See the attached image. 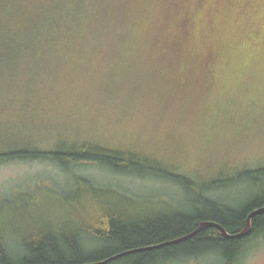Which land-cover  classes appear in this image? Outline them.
Returning a JSON list of instances; mask_svg holds the SVG:
<instances>
[{"label":"rangeland","instance_id":"rangeland-1","mask_svg":"<svg viewBox=\"0 0 264 264\" xmlns=\"http://www.w3.org/2000/svg\"><path fill=\"white\" fill-rule=\"evenodd\" d=\"M24 2L13 0L18 16ZM202 7L187 43L200 57L210 47L216 53L211 70L193 75L204 81L194 91L197 100L185 108L186 113L176 106L164 108V102L156 108L163 93L151 86L152 81L149 84L147 74L131 79L117 70V91L95 101L92 78L87 85L75 73L61 77L55 73L52 76L59 77L53 88L59 87V104L55 99L0 108V127L9 128V132L0 128V151L27 138L45 149L57 139H88L112 149L140 148L195 180L205 172L218 177L222 168L232 175L264 166V0H206ZM3 12L0 19H9L10 7ZM131 45L125 44L120 70L130 60L126 47ZM167 77L174 79L168 73ZM171 115L177 117L172 120ZM60 130L61 136L56 134ZM80 178L103 192L86 191L78 185ZM253 188L247 182L237 183L213 188L208 194L241 205L255 195H250ZM187 208L184 189L157 177L116 174L91 162L68 169L49 160L0 162V247L14 262L28 256L27 244L36 234L45 235L50 221L51 233L62 240L76 230L94 228L104 210L121 212L120 219L135 224L157 213ZM80 241L89 251L118 248L91 233L82 234ZM165 264L223 262L216 255H204ZM234 264H264V233L245 242Z\"/></svg>","mask_w":264,"mask_h":264},{"label":"trees","instance_id":"trees-1","mask_svg":"<svg viewBox=\"0 0 264 264\" xmlns=\"http://www.w3.org/2000/svg\"><path fill=\"white\" fill-rule=\"evenodd\" d=\"M205 1L25 0L18 16L13 0H0L1 16L6 13L4 9L10 7L9 19H0V108L54 102L55 99L59 104L56 95L59 87L53 88V81L59 77L52 76L55 73H60V77L75 73L80 82L83 79L87 85L92 78L90 90L95 92V96L91 95L95 101L101 95L112 97L117 91L115 72L119 70L124 78L149 76V84L152 81L151 86L163 93L156 108L159 104L161 108L164 102V108L176 106L185 112V108L197 100L194 91L204 81L193 75L211 70L212 57L216 53L210 47L206 55L200 57L187 43L192 39L189 33ZM205 23L207 21L202 20V24ZM2 33L7 36L3 38ZM129 42L132 45L126 50L131 55L130 60L120 70L118 63ZM167 73L174 76L172 81ZM52 90L51 94L49 91ZM176 117L171 115L170 118ZM0 119L3 120L1 112ZM173 124L177 123L173 121ZM0 128L9 132V128ZM57 133L61 136L63 130ZM28 139L17 147L0 151V162L49 160L63 169L91 162L116 174L157 177L183 188L188 208L157 213L152 219L135 224L120 219L124 215L121 212L104 210L99 212V221L94 228L76 230L73 236L62 240L51 233L50 221L46 224L48 232L36 234L27 244V257L14 262L13 257L0 247V264H91L109 259L102 264H165L204 255H216L223 264H234L245 242L264 233L262 213L252 218L250 232L244 237L226 238L210 227L177 243L111 259L132 249L182 238L201 222L217 223L229 235L240 233L247 215L264 206V166L232 175L222 168L217 171L218 177L205 172L195 180L177 172L168 161L151 158L140 148L112 149L80 138L57 139L52 148L45 149ZM245 182L253 185L250 195H255L241 205H230L208 194L213 188ZM78 183L92 193L98 189L87 179L80 178ZM88 233L108 243H116L118 248L89 251L80 241V236Z\"/></svg>","mask_w":264,"mask_h":264},{"label":"water","instance_id":"water-1","mask_svg":"<svg viewBox=\"0 0 264 264\" xmlns=\"http://www.w3.org/2000/svg\"><path fill=\"white\" fill-rule=\"evenodd\" d=\"M262 213H264V206L260 207L258 209L252 210L246 217L244 229L240 233L235 234V235H229L227 233V231L221 225H219L217 223H214V222H201L199 224V226L192 233H190V234H188V235H186V236H184L182 238H179V239H176L174 241L167 242V243H163V244H160V245H157V246L132 249V250L123 252L122 254H119L117 256H114L111 259H114L116 257L122 256V255H125V254H128V253L146 251V250H149V249H153V248H157V247H161V246H166V245H170V244H173V243H177V242H179L181 240L188 239V238L194 236L195 234L201 232L202 230H205V229L210 228V227H213V228L217 229L226 238L234 239V238L244 237V236L248 235V233L250 232L252 218L255 217L256 215H259V214H262ZM109 260H106L104 262H99V263H91V264H102V263H105V262H107Z\"/></svg>","mask_w":264,"mask_h":264}]
</instances>
